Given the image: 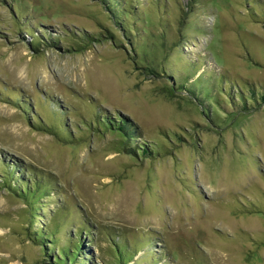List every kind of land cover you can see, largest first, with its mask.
Instances as JSON below:
<instances>
[{
	"label": "rangeland",
	"instance_id": "374dc122",
	"mask_svg": "<svg viewBox=\"0 0 264 264\" xmlns=\"http://www.w3.org/2000/svg\"><path fill=\"white\" fill-rule=\"evenodd\" d=\"M249 1L136 0L132 49L119 32L90 42L116 31L95 0H0V157L57 183L61 244L85 220L95 264H115L117 237L138 251L131 264H264V106L243 111L240 94L264 86V18ZM25 29L59 44L35 53ZM187 73L202 107L172 90ZM24 99L69 142L36 130ZM99 111L132 119L159 156L119 152L87 127ZM28 226L25 202L1 190L0 264H45Z\"/></svg>",
	"mask_w": 264,
	"mask_h": 264
},
{
	"label": "trees",
	"instance_id": "16d2710c",
	"mask_svg": "<svg viewBox=\"0 0 264 264\" xmlns=\"http://www.w3.org/2000/svg\"><path fill=\"white\" fill-rule=\"evenodd\" d=\"M103 7L104 11L109 15L112 23L114 24L116 31H107L108 35L102 36V39L91 37L89 35L90 42L101 40H110L116 43L117 34L121 33L122 38L133 49L134 39L139 38V24L137 21L139 14L138 2H130L127 0H95ZM248 1V0H246ZM249 7L251 8V15L255 19L262 20L264 17L260 15V7L262 5L256 1H249ZM257 6V7H256ZM144 13V12H143ZM264 14V12H261ZM133 21L130 24V19ZM258 22H264L258 21ZM25 34L30 36L32 41L30 47L33 52L41 53L44 48H52L59 44L50 37L45 36L48 40L47 45L41 43L42 38L34 36L31 30L25 29ZM120 40V39H119ZM122 41V42H124ZM48 44H52L49 46ZM45 46V47H44ZM199 59L192 65L194 75L198 73H204L203 67H200ZM151 74H155V71L148 69ZM166 74V71H164ZM170 74V73H169ZM188 74V73H187ZM185 75L183 79L175 81V85L172 88L174 92H186L190 99L194 100L199 106L205 105V99L203 97V85L197 82H192V78ZM168 78L173 80L172 75H168ZM199 85V86H198ZM261 86V85H259ZM247 91L242 90L241 100L243 102V111H249L254 109L257 105L264 106V86L262 85L260 90L257 85L252 83H245ZM231 100L234 101L233 97ZM23 101V102H22ZM248 102H252V105H248ZM254 103V104H253ZM26 114L29 119H32L31 124L36 130L42 131L51 136L61 138L62 141L69 142L67 137H60L57 129L48 124L45 120H41L38 116H34L33 106L26 99L21 100L17 104ZM87 127L93 130L94 133H111L118 138L119 152L133 157L138 160L153 159L159 156L160 152L153 147V145L147 144V141L143 139L141 127L132 119L118 115L117 117H111L104 111L94 117L93 120L87 125ZM71 137V132L68 134ZM146 142V143H145ZM6 190L13 197L25 202L27 211L29 214V226L27 227L28 239L36 246L42 248L45 256V264H95L93 253L91 252L90 245L94 242L93 228L88 221L76 225L75 231L68 234L64 240L65 243L61 244L60 236V222L57 217L60 216L61 207L57 209L49 210L50 204L56 193L58 192V185L50 177L46 179L41 177L35 172V168L26 165L22 160L0 157V191ZM52 212L53 214H49ZM59 215V216H58ZM111 252L115 260V264H131L138 251L132 245H129L125 239L120 237L111 238ZM157 260H159L157 262ZM164 260L158 257L153 260L152 264H164Z\"/></svg>",
	"mask_w": 264,
	"mask_h": 264
}]
</instances>
